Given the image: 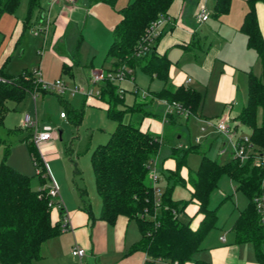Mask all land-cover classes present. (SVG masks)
Returning a JSON list of instances; mask_svg holds the SVG:
<instances>
[{"label":"trees","instance_id":"trees-1","mask_svg":"<svg viewBox=\"0 0 264 264\" xmlns=\"http://www.w3.org/2000/svg\"><path fill=\"white\" fill-rule=\"evenodd\" d=\"M20 1L0 0V17L4 14L13 15ZM88 1L114 8L117 0ZM173 1L130 0L119 10L121 20L113 30V40L105 58L112 64L110 69L104 71L114 70L122 64L133 71L138 67L147 76H155L163 82L164 86L155 94V98L167 103H177L196 117L202 97L193 89L170 85L169 61L165 55L156 53L160 34L145 54L139 57L134 54L146 29L153 21L167 16ZM230 2L231 0H214L212 17L225 15ZM27 3L25 21L39 6V0H28ZM245 3L247 10L240 32L246 37L247 47L257 54L261 75L256 77L251 74L248 77L247 101L235 118L237 123L234 130L238 126L250 129L248 138L254 154L264 153V125L256 124L257 109L264 111V41L255 11L256 4H264V0H246ZM4 67L5 63L0 66V122L8 111L7 102L18 103L33 91L34 94L53 93L36 86L32 71L22 70L17 75H11L4 72ZM59 100L66 117L70 121L79 122L82 110L76 111L68 102ZM99 100L106 105L107 117L115 121L116 125L107 142L97 145L90 159L96 193L101 202L97 219L111 226L118 217L135 222L140 239L130 248L128 255L142 252L145 255L144 264H211L195 256L200 251L205 235L215 226L216 210L208 208L209 196L217 188L218 180L226 175L236 184L235 191L242 192L249 200L248 205L239 211L232 226L234 243L252 244L256 264H264V229L254 203V199L260 196H263L264 202V188L261 187L264 167L256 165L253 157L241 163L230 156L228 161L220 163L203 154L198 167L191 170L186 168V156L188 152L195 151L198 145L174 147L171 149V159L175 162V170L161 174L166 185L162 189L157 208L146 166L161 149L163 140L159 141V136L141 131V120L139 126L131 121L123 123L122 117L126 111L132 113L141 109L134 103L124 111L118 110L117 105H123V97H119L114 84H103ZM174 118L175 115L168 116L167 122L174 123ZM30 154L37 169L40 161L38 153L31 151ZM184 168L187 169L185 178L181 176ZM177 185L189 186L188 202L172 200V191ZM48 199L47 188L31 190L29 178L4 163L0 164V264H32L40 258L41 245L60 234L62 211L48 208ZM189 203L197 207L195 215H203L196 228L190 226L191 217L187 222L178 219V213H182ZM52 212L58 213L57 222L52 221ZM155 222H158L157 226Z\"/></svg>","mask_w":264,"mask_h":264},{"label":"crops","instance_id":"crops-1","mask_svg":"<svg viewBox=\"0 0 264 264\" xmlns=\"http://www.w3.org/2000/svg\"><path fill=\"white\" fill-rule=\"evenodd\" d=\"M23 1H20L13 15L4 14L0 17V34L6 39L0 51V66L4 63L6 65L18 48L20 58L23 57L25 50H30L29 52L32 54L34 48L35 64L30 68H23V70L39 69L40 77L44 82L60 79L74 87L79 85L85 88L90 85L89 78L92 73L111 68L112 62L105 60L106 54L113 40V30L121 20L119 10L125 7L130 0H117L114 8L103 3L92 4L88 0H75L71 3L61 0H39V6L32 11L27 21L25 20L28 0H25L24 15L20 18L16 17V12ZM245 2L246 0H231L228 12L219 18H214L211 15L214 0H174L167 12V20L160 28L156 53L165 55L169 61L168 81L171 86L175 88L182 86L200 93L202 101L196 115L198 119L207 118L203 115V111L206 103L209 102L211 105L223 107L217 113L212 114V116L215 115L214 117L210 118L218 119L226 116L229 125L233 126L237 123L235 117L238 114L232 116V111L243 103L245 91L246 100L242 108L246 104L248 77L251 74L255 76L253 71L258 65L259 59L256 52L247 47L246 37L240 32L247 10ZM202 3L205 6L210 4L209 13L213 19L212 24L208 25V20L202 25L195 23L194 15ZM255 11L264 41V4L257 3ZM198 27L200 28L198 29ZM36 28L45 29V31L34 35L32 31ZM200 29L202 30L201 34L198 33ZM30 63L31 59L24 65H30ZM106 63L108 66L105 67ZM259 65L261 75L260 62ZM133 79L132 84L136 86L135 78ZM149 79L151 81L159 80L155 76L149 77ZM159 81L157 90L151 91L148 86L145 93L155 96L160 92L164 84L161 80ZM83 99V102L85 101L88 105L93 104L106 109V105L101 101ZM159 101L161 103V106L157 105L158 111H161L159 120H143L140 129L153 136H159L163 140L158 157V172L166 174L175 170V162L171 159V149L174 147H171L173 136L170 132V128L174 126L175 122L169 124L167 120L163 121L166 105L165 101ZM177 118L175 116L174 119ZM186 173V168L181 170L183 178L186 177ZM178 188L186 192L187 196L182 200L173 198L172 200L188 202L190 200L189 186H179ZM58 193L62 201L59 189ZM62 202L65 212L69 215V224L72 230L60 233L44 242L41 245L38 260L52 257V264H68V258L71 257L70 249L74 245H78L84 251L85 248L90 250L89 256H91L84 255L82 258L85 259L86 264H89L88 260H92L94 253L110 256L112 260L109 264H144L145 255L142 252L127 254L140 239L139 237L138 241L132 242V244L126 243L131 221L124 217H118L114 225L111 226L90 217L91 212L88 213L90 209L87 206V208L84 207L85 205L82 209L67 208L64 201ZM191 207L194 212L189 213L192 218L190 226L196 228L203 215H195L197 207L192 203ZM51 218L53 222H57L58 213L52 212ZM89 218L92 220L90 221ZM108 229L111 231L113 243L111 250L106 247ZM219 241L225 243L226 239L224 236H220ZM232 252L234 250L229 247L213 248L210 263L221 264L225 260L227 262L226 256L229 253L232 255ZM221 256L224 261L220 260V262ZM101 262L99 261V264ZM229 264L246 263H238L235 260L230 261Z\"/></svg>","mask_w":264,"mask_h":264},{"label":"rangeland","instance_id":"rangeland-1","mask_svg":"<svg viewBox=\"0 0 264 264\" xmlns=\"http://www.w3.org/2000/svg\"><path fill=\"white\" fill-rule=\"evenodd\" d=\"M209 6L210 4L208 3V6H206L208 11H210ZM25 7L26 2L24 0L16 12V17L20 18L24 15L26 11ZM212 23L213 19L210 16L207 24L209 25ZM199 28L200 27H198V29ZM201 31L200 29L198 33L201 34ZM4 39V36L0 34V51L5 44L6 39ZM29 51L30 50H25L23 57L20 58V51L18 48L7 61L4 72L17 75L22 72L23 68H30L33 66L35 64V49L33 48V55L30 54ZM30 59V65H24L29 62ZM257 64L256 69L253 71L255 76L260 75L259 62H257ZM106 66H108L107 63L105 64V67ZM133 78H135L136 86L127 81L121 82L119 85L115 84L116 92L118 90L117 88L124 90L122 96L123 105H117L118 110L124 111L127 107L133 106L134 103L141 109L132 113L126 111L122 117L123 123L131 121L139 126L140 120L143 121L148 119L158 121L161 116V111H158L157 105L161 106V103L155 96L149 94L145 96L144 93L148 86L151 91L157 90L160 81L155 79L151 81L138 67L133 71ZM67 86L64 94H34L33 91L31 94L24 96L18 103L7 102L8 111L2 122H0V164L4 163L29 178V185L33 191L50 187V180L48 178L44 179L42 178L43 175L40 177L36 173L37 170L32 162L30 154L31 151H37L31 143L32 130L22 129V119L25 114H29L33 120L37 117L36 121L39 131L45 128L61 131L60 138L59 135H57L56 139H52L41 145V156L46 162L50 178L57 185L61 198L63 199L62 201H64L66 207L82 209L83 205L86 204L91 212L90 217L94 218L96 221L99 216L101 202L96 193L90 159L96 146L107 142L108 137L115 129L116 123L107 117L106 109L103 107L93 104L88 105L85 101L83 102L84 96L81 92L89 89L90 85L88 88L76 85L75 87L78 88L79 92L75 93L73 96L71 95V91L74 89V86L72 84H67ZM102 86V84L97 83L92 85L91 89L93 92L101 91ZM33 95L34 99L32 97ZM59 98L65 102H69L76 111L82 110V116L79 122H77V120L70 121L66 117L64 107ZM92 100L100 102L97 98ZM245 100L246 91L243 95V103L235 107L232 111V116L240 114L239 110L244 105ZM221 108L223 107L214 106L207 102L203 111V115L207 117L206 119H198L192 116L187 119L178 117L174 126L170 128L171 136H173L171 147H190L198 145V148L196 150L194 149L195 151L187 153L186 168L195 170L203 154L220 163H224L230 159L231 146L228 138L217 133L216 129L213 127L216 123V119L210 118L214 117L215 115L212 116V114L217 113ZM205 121H209L211 125H206ZM256 124L257 126L264 125V111L261 108L256 111ZM235 125L236 123L233 126L230 124L233 130L232 139L242 138L250 134V129L248 127L238 126L236 130H234ZM201 128H203L204 131H202ZM178 136L179 138H177ZM196 139L199 140L198 143H196ZM222 144H224V147H222ZM223 148L225 149V153L223 155L218 154V151ZM159 153L160 150L154 157L157 158V160L159 159ZM149 173L148 171V181L151 185ZM165 185V178L159 174L158 186L164 189ZM179 186H176L172 191L171 196L173 199L182 200L187 196L185 195L186 192L178 188ZM235 186L236 184L228 176L224 175L218 180L217 188L211 192L208 208L216 210L215 226L205 235L200 245V251L195 258L210 262L213 248L229 247L234 250V252H232V255L229 253V255L226 256L227 262L226 260L224 261V258L221 256L219 261H224L221 264H229L230 261L235 260H237L238 263L256 264L255 250L252 244L234 243L235 237L232 226L239 211L244 209L249 202L242 192L235 191ZM261 187L264 188V177ZM260 197L262 198L263 196ZM193 212L190 203L182 213H178V219L181 222H187L190 219L189 213ZM91 220L92 219H90V221ZM220 236L225 237V243L219 241ZM139 237L140 235L136 228V224L134 221H131L126 243L129 244L130 242V244H132V242L138 241ZM112 244L111 231L108 229L106 247L111 250ZM262 250L264 252V244L262 245ZM85 251L87 252V254H85L86 257H90V250L85 248ZM102 254L103 253H100L98 255L94 253V257H92L91 261L88 260V263L93 264L95 262V264H99V261H102L101 264H109L112 260L110 256ZM51 261L52 257H47L46 260L33 261L32 264H52ZM74 263V258L72 256L69 257L68 264ZM82 263L86 264L85 259H82Z\"/></svg>","mask_w":264,"mask_h":264},{"label":"built area","instance_id":"built-area-1","mask_svg":"<svg viewBox=\"0 0 264 264\" xmlns=\"http://www.w3.org/2000/svg\"><path fill=\"white\" fill-rule=\"evenodd\" d=\"M61 1H64L66 3H71V2H74L75 0H61ZM209 17H210V13L207 10L205 4L204 3L200 4L194 15L195 23L197 25H202L208 20ZM166 20H167V17H160L149 25L144 35L140 39L137 47L135 48L134 54L136 57H139L140 55L145 54L149 50L153 40L157 38V36L160 34V28L163 26ZM44 31L45 29L36 28L32 31V33L34 35H37L38 33H42ZM32 72L34 75V83L36 84L37 87L45 91L57 93L59 95L65 93L68 86L64 81L58 79L53 82H44L42 81L40 77L39 69H33ZM124 81H127L129 83H133L134 81L133 70L125 64H122L121 66H119L118 68L114 70L96 71L92 73L91 77L89 78L90 88L81 93L84 96L85 100L87 101L94 99V98L99 99L101 95V91L93 92L91 89L92 85H95L97 83H100L103 85L105 82H109L114 85L115 84L119 85L121 82H124ZM117 89H118L117 93L119 97L122 98L124 94V90H122L121 88H117ZM77 92H79L78 88L74 87V89L71 91V95L73 96ZM144 94L145 96H147L146 93ZM32 97L34 99V95ZM165 105H166V110L163 116V121H166L168 119V116L170 115H175V116L177 115L179 117H183L184 119H187L192 116L187 109L181 107L177 103L165 102ZM205 124L211 125L209 121H205ZM213 127L216 129L218 134L228 138V141L231 146V156L232 157L237 158L241 163L246 162L250 157H253L254 163L256 165H261L262 167H264V153H254L253 154V147H252V144L249 142L248 136L232 139L233 130L230 127L228 118L226 116H222L216 119V123ZM22 129L32 130L31 143L36 148L38 156H39V160H40L38 163L39 166L36 169L37 170L36 173L40 176L43 175L42 178L44 179L48 178L51 182L50 187H47V197L49 198L47 207L52 210L62 211V216L60 217V233L71 231L72 228L69 224V215L64 210V205L59 197L57 185L50 178V174L47 169L46 162L41 156L42 154H41V149H40L42 144H45L52 139H56L58 135V131L51 130L50 128H45L39 131L37 127L36 118L33 120L29 114H25L22 119ZM201 130L204 131L203 128H201ZM159 141H162L161 137L159 138ZM195 141L196 143L199 142L198 139H196ZM224 153H225V149H223L222 151H219L220 155H223ZM146 167L148 171L150 172L149 177L151 180V187H152L154 198H155V205L156 207H158V205L160 204V197L162 195V189L158 186L159 174H158L157 158L150 159ZM254 203L256 205L257 212L260 214L261 224L264 227L263 199L261 197L255 198ZM152 217L153 219H155V216H152ZM155 225L157 226L158 222H155ZM70 255L75 260L74 264H83L82 258L85 255V251L81 249L78 245H74L70 249ZM171 264H176V263H171Z\"/></svg>","mask_w":264,"mask_h":264},{"label":"water","instance_id":"water-1","mask_svg":"<svg viewBox=\"0 0 264 264\" xmlns=\"http://www.w3.org/2000/svg\"><path fill=\"white\" fill-rule=\"evenodd\" d=\"M58 135H59V138H60V135H61V131H58Z\"/></svg>","mask_w":264,"mask_h":264}]
</instances>
